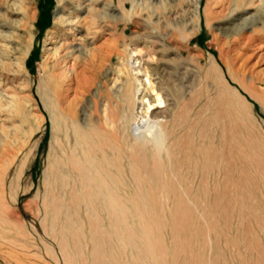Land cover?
Segmentation results:
<instances>
[{"label":"rangeland","instance_id":"1","mask_svg":"<svg viewBox=\"0 0 264 264\" xmlns=\"http://www.w3.org/2000/svg\"><path fill=\"white\" fill-rule=\"evenodd\" d=\"M258 1L232 16L229 0H0V264H264V171L244 145L264 141V101L247 98L236 121L214 106L221 72L264 95ZM88 8L108 16L85 36ZM65 18L86 23L99 67L73 114L48 76L71 39ZM133 61L163 101L156 136L137 146L120 125L140 87Z\"/></svg>","mask_w":264,"mask_h":264},{"label":"bare ground","instance_id":"2","mask_svg":"<svg viewBox=\"0 0 264 264\" xmlns=\"http://www.w3.org/2000/svg\"><path fill=\"white\" fill-rule=\"evenodd\" d=\"M254 1H257V2L254 3ZM259 2L260 1H258V0H229V3L228 2L227 3L229 5V10L231 11V13H234V15H232V16H236L237 15L236 12H239L241 10L242 11L246 10L245 14H249V8L250 9L252 8L254 10V12L256 14H258L259 13L258 11L260 9V5H259L260 3ZM88 9L89 10H87L86 12H87V14H89V17H88L89 20H87V21L88 22L91 21V23H89L88 25L85 26L86 23L83 22L85 27H82L83 25L81 26V28H84V30H85L84 31L85 32V36H88L90 34V32L92 30V26H94V21L97 20L96 19L97 16L98 17L100 16L103 19L108 16V15L106 16L105 13H100V15H99L96 12H94V14H92L93 10H91V8H88ZM70 18L62 19V20H64V22L59 21V23L62 22V23H64L65 27H67L65 29V33H66V35L69 34L71 39L68 38L69 40L67 41V39L65 38L62 43H58L57 42L58 46L57 45L56 46H57V48L59 47L58 49H56L55 46H54V44L56 42L55 40H57V39L53 40L54 42L51 43V45L55 48V50L53 48L52 51L54 50L53 52L57 53V58H56V62L53 65L55 70L51 71L49 73V75H48L49 76V80L50 81L52 80L53 83H54L53 86L56 87L55 90H57V88L61 84L63 85V87H65L64 90L62 91L61 96H60V94L58 96H60V98L64 101L63 103L65 104V109H68L66 111L67 114L72 111L73 108H70V107L74 104V101L76 102V98L78 96H80V97L83 96V93L85 91L87 92V88H88V91L90 90L89 80L85 76L86 71H91V72L98 71V68H99L98 67L97 58H95V54L92 53L87 48V46H86L87 43H85L86 41H84L85 37H82L81 32H80L81 29L79 30V28H78L77 23L79 24L81 22L78 21L77 18H75L76 20H73L74 18L71 20ZM234 18H235V20H234L235 22L240 20V18H236V17H234ZM243 21L244 22L241 21L240 24L238 23V25H237V27L240 26V27H238V29H240V30L247 29L246 26H247V22H249V16L247 18H245ZM56 22H57V20H56ZM96 22H98V21H96ZM83 23H81V24H83ZM79 27H80V25H79ZM24 54L25 53H23V55ZM138 65L139 64H137V61H133V67L131 68L132 69L131 71H132V73H134L133 75L136 77V80H137L136 83L139 84L140 87L137 89V91L134 92V94H132V92L128 91L127 97H130V100H129L130 103H129V106L127 107V112H125V111H124V113L122 112L123 115L120 118V121H121L120 125H121L122 130L125 131V132L127 131L129 133V135L132 138L133 143L135 142L136 146H137V143L142 145L143 143H145L147 141H150L151 137L156 136V134H154V133H155L156 130L159 129V124L158 123H159V121H161V118H163V111L154 112L155 111L154 109H159L160 104H162L163 101H162L160 95L158 93H156V91L154 90L153 85H151V83H149L150 82L149 81V77L146 79V81H143V80L140 79L142 77V71L141 70H136L137 69L136 67H138ZM227 74H228L229 79L232 81V83L235 84L236 88L235 87H231L230 84H228V82L226 81L227 79H225V76L223 75L222 72H221V74L218 73V78L216 80H218L222 92L215 99L214 106H216L215 107L216 112H218V114H220L219 118H218L219 120H221L220 119V117H221L224 120L226 118V120L236 121L237 119H240L239 118V114L240 113H239L238 108L245 109L247 111V110H249L247 105H249V107H252V105L248 102L247 98L250 99L251 101L255 102V103L256 102L258 103L260 101H264V95L262 93H259V92L255 91L253 87H248L244 83H241L237 79L233 78L229 72H227ZM263 84H264V82H263ZM59 88L62 89L61 86ZM53 91H54V89H53ZM194 92H195V90H194ZM241 92H243L245 94V96H243V94L241 95ZM4 93H5V90H4ZM4 93L2 94V97L3 98H9L11 100V96L6 94V93L4 94ZM152 93H156L154 95V97L150 96ZM96 95L97 94L95 93L93 96H96ZM127 97H126V99H127ZM57 99H58V97H57ZM126 101H125V104H126ZM66 106H67V108H66ZM74 106H75V104H74ZM94 106H96L95 102H94ZM91 109H92V107H91ZM134 112H136V113L134 114ZM71 113L73 114V112H71ZM146 115H149V116H146ZM95 116L98 117V118H96L94 120L92 119V121L90 123H92V124L97 123L98 124V122H99V124H100L99 120L101 118L97 114H95ZM111 116H112L111 113H108L106 115V117L102 118L101 120H103V122L102 121L101 122L103 124H101V125L105 124L106 125L105 127H107L108 126V124H106L107 121H110L109 123L112 122V125H113L114 117L113 116L111 117ZM111 118H113V119H111ZM123 123L124 124L126 123V124H128V126H131V127L129 128L126 125H125V127H123L124 126ZM96 125H92L93 127H91L90 131L91 130H95V132H96V130L100 129L99 131H101L103 129V127L102 128H98V126H96ZM117 126L118 125H116V128L119 127V126L118 127ZM229 126L231 127L232 125L230 124ZM109 127H108V131L105 128L103 129L104 131L102 130V132H104L103 135L107 134L108 137H110L111 139L115 138V140H116L115 134H116L117 130H115V128H113L111 130V128L109 129ZM99 131L97 132L98 136L102 134L101 132H100L101 134H98ZM123 131H121V132H123ZM146 133H147V135H146ZM122 134H120V135H122ZM228 134H229L228 141H229V143H231V147L230 148H232L234 146H237V144H239V143H236V132L232 131V132H230ZM94 136H95V134H94ZM126 136L122 137V139L123 138H125V139L129 138L128 136L127 137ZM125 139H124V142H125ZM103 140H102L103 142L107 141V137H106V140H105V138ZM108 141L106 142V144L109 143ZM119 141H121V140H119ZM127 142H128V140H127ZM83 144H85L84 147H83V148H85V146L87 144L86 143H83ZM139 144H138V147H136V149L138 148L137 151H140ZM160 144L161 143H157L156 144V150H158L157 147ZM103 145L105 146L104 143H103ZM127 145L131 146V144H127ZM141 145H140V147H141ZM162 145H163V143H162ZM168 145H169V143H168ZM244 145L247 146L248 150H249V147H251L252 149H256L258 151V152H256V154H254L253 157H250V158L255 160L254 163L259 167L258 170L264 171V141H263V143H258V144L257 143H244ZM143 147H144V145H143ZM109 148H110V146H108L107 149L108 150H112V149H109ZM111 148H112V146H111ZM113 148H115V147L113 146ZM125 148H126V146H125ZM238 148H239V146H237V149ZM237 149H234V150H237ZM88 150H90V149H88ZM238 150H240V148ZM237 154L240 156V151H237ZM91 155L93 156L94 154H91ZM232 155L234 156L235 154H232ZM137 156H138V154H137ZM88 157H90V156L88 155ZM232 159H234V158H232ZM89 160H91V159H89ZM135 160H137L136 157H135ZM108 161H110V160H108ZM115 161L117 163L116 159H115ZM57 162H56V164H57ZM137 162H139V165H140V163L142 164L141 160L137 161ZM54 163H53V165H54ZM231 163H233V161ZM89 165H90V163H89ZM128 165H129V163H128ZM78 167L80 169L81 166L79 165ZM54 168L57 170L56 166ZM144 168H146V166ZM54 170H53V172H54ZM146 170H147V168H146ZM94 171H95V169H94ZM152 171H153V169H152ZM260 171H259V173H260ZM146 174H147V172H146ZM148 174L150 175V173H148ZM54 176H53V174L51 175V177H54ZM14 181H16V180H14ZM50 189H52V188L50 187L49 191H50ZM175 189H176V187H175Z\"/></svg>","mask_w":264,"mask_h":264}]
</instances>
